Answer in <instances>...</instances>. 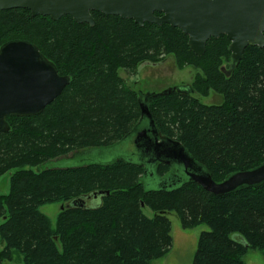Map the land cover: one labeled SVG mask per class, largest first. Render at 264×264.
I'll list each match as a JSON object with an SVG mask.
<instances>
[{"label": "trees", "instance_id": "trees-1", "mask_svg": "<svg viewBox=\"0 0 264 264\" xmlns=\"http://www.w3.org/2000/svg\"><path fill=\"white\" fill-rule=\"evenodd\" d=\"M91 16L93 26L68 15L54 21L27 9L0 10V47L29 41L69 79L40 113L7 116L8 130L0 131V177L9 173V191L0 194V264L15 254L21 260L14 264H153L172 245L169 212L185 229L208 226L199 234L193 264H247L248 249L264 258V182L218 196L188 180L147 190L145 167L128 160L46 165L125 137L141 109L137 91L119 70L137 74L140 64L169 54L200 73L186 89L148 99L160 134L177 140L217 182L264 162V48L246 47L229 71L224 34L208 39L204 54L196 56L177 27L140 26L95 11ZM211 91L221 102L206 104L193 95ZM168 170L161 164L156 173ZM92 200L97 204L87 206ZM73 201L82 205L65 206ZM52 203L64 205L55 228L40 211Z\"/></svg>", "mask_w": 264, "mask_h": 264}, {"label": "water", "instance_id": "water-1", "mask_svg": "<svg viewBox=\"0 0 264 264\" xmlns=\"http://www.w3.org/2000/svg\"><path fill=\"white\" fill-rule=\"evenodd\" d=\"M13 8L27 9L32 16H48L54 21L68 15L75 22L90 26L94 25L92 11L131 19L140 26L144 23L169 24L187 35L188 46L196 56L204 54L208 39L224 34L230 41L229 71L240 62L246 47L264 48V0H0V10ZM68 83V77L60 76L55 66L31 42L13 40L3 44L0 47V131L8 130L7 116L40 113ZM183 89L186 86H174L159 93H140L141 118L132 130L110 146L85 149L86 154L112 149L130 154L120 152L108 161H99L90 154L91 158L86 162L72 161L68 165L109 164L120 159L134 162L131 153H136L142 161L134 163L145 167L142 178L154 175L159 164L170 167L165 175H157L162 185L159 188L188 180L219 196L263 183L264 162L217 182L177 140L160 134L149 111L148 99ZM62 163L53 161L46 165L54 167ZM77 204L82 205L73 201L65 206Z\"/></svg>", "mask_w": 264, "mask_h": 264}, {"label": "rangeland", "instance_id": "rangeland-1", "mask_svg": "<svg viewBox=\"0 0 264 264\" xmlns=\"http://www.w3.org/2000/svg\"><path fill=\"white\" fill-rule=\"evenodd\" d=\"M223 67L227 68V63H223ZM200 73L199 69H196L190 65H182L178 62L175 56L169 54L165 55L156 64L142 63L137 69V74L129 75L124 71L119 70V75L125 79L127 85L133 87L136 91L141 90V94L154 91L161 92L165 89L174 86H188L192 85L196 76ZM201 102L206 104H213L221 102V96L214 92H209L208 95L202 96L199 93H193ZM85 150H79L69 155L56 160L63 161L62 165L66 166L72 161L79 163L86 162L90 157V154L94 159L99 161H108L113 159L117 153L123 152L130 154L128 151H121L120 149L109 150L103 152H95L93 150L90 154H86ZM131 157L134 162H141V157L136 153H131ZM136 154V155H135ZM68 160V161H67ZM69 162V163H68ZM157 173L142 178V182L145 189H157L161 187V181L157 179ZM159 176V175H158ZM9 191V173L0 177V194H7ZM96 201H87V206H95ZM62 203L45 204L40 207V211L45 214L51 222V227L55 228L57 215L61 210ZM143 213L152 217L153 212L148 207H142ZM171 222V237L172 245L169 251L161 258L152 261L153 264H193L194 255L197 248V241L199 234L202 231L208 230V226L201 224L193 228H183L180 220L175 212H169L166 214ZM2 219H0V224ZM232 238H238L241 243H246L245 239L238 235L233 234ZM0 248L2 245L0 244ZM247 264H264L263 254L259 250L248 249L243 257ZM21 259L17 258L15 254L13 261L6 262L5 264H14Z\"/></svg>", "mask_w": 264, "mask_h": 264}, {"label": "flooded vegetation", "instance_id": "flooded-vegetation-1", "mask_svg": "<svg viewBox=\"0 0 264 264\" xmlns=\"http://www.w3.org/2000/svg\"><path fill=\"white\" fill-rule=\"evenodd\" d=\"M124 80V82L126 83V81H125V79H123ZM127 84V83H126ZM150 92H154V91H150ZM137 93H138V95L141 93V90H139V91H137ZM147 93V92H146ZM155 93H158V92H155ZM140 98V97H139ZM159 165H161V164H159ZM159 165H158V167H159ZM166 165V164H165ZM168 166V165H167ZM170 171V167H169V170H168V172ZM167 172V173H168Z\"/></svg>", "mask_w": 264, "mask_h": 264}]
</instances>
